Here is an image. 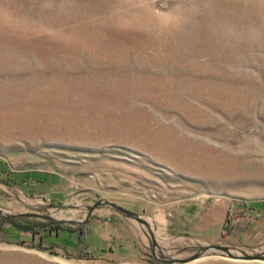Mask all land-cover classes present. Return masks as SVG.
Here are the masks:
<instances>
[{
    "label": "rangeland",
    "instance_id": "1",
    "mask_svg": "<svg viewBox=\"0 0 264 264\" xmlns=\"http://www.w3.org/2000/svg\"><path fill=\"white\" fill-rule=\"evenodd\" d=\"M263 202L264 0H0V264H264Z\"/></svg>",
    "mask_w": 264,
    "mask_h": 264
},
{
    "label": "trees",
    "instance_id": "2",
    "mask_svg": "<svg viewBox=\"0 0 264 264\" xmlns=\"http://www.w3.org/2000/svg\"><path fill=\"white\" fill-rule=\"evenodd\" d=\"M264 203V202H263ZM254 208V207H253ZM2 221V220H1ZM5 222H11L13 225H15L17 228H19V229H25V230H27V231H30L31 233H39L40 231V229L41 228H47L48 226H51L52 224L51 223H49L48 221H41V222H29V223H17V222H15V221H11V220H7V219H5L4 220ZM80 228H81V230L79 231V234H80V238H82V239H86V231H85V228L83 227V226H80ZM67 230H69V231H75V229H69V228H66ZM32 246H37L38 248H41V247H43V245L42 244H38V245H34V243H32Z\"/></svg>",
    "mask_w": 264,
    "mask_h": 264
},
{
    "label": "crops",
    "instance_id": "3",
    "mask_svg": "<svg viewBox=\"0 0 264 264\" xmlns=\"http://www.w3.org/2000/svg\"><path fill=\"white\" fill-rule=\"evenodd\" d=\"M105 223V222H104ZM91 225V226H90ZM87 228L89 229L88 231H87ZM85 231L87 232L86 233V239H85V242H88V241H90L91 240V242H94V244H96L98 247H102V246H104V244L105 243H107V241H108V239H107V241L106 242H103V241H101V243H100V239H97V237H96V235H95V231H94V229H93V227H92V224L90 223V224H87L86 226H85ZM108 237V236H107ZM86 244V243H85ZM87 249H89L88 247H89V245L87 244L86 246H85ZM84 247V248H85ZM90 250V249H89Z\"/></svg>",
    "mask_w": 264,
    "mask_h": 264
},
{
    "label": "water",
    "instance_id": "4",
    "mask_svg": "<svg viewBox=\"0 0 264 264\" xmlns=\"http://www.w3.org/2000/svg\"><path fill=\"white\" fill-rule=\"evenodd\" d=\"M116 208H118L119 210H122V211H124V212H126V213H129L130 211L128 210V209H126V208H124V207H122V206H120V205H114ZM258 257H261V255H259Z\"/></svg>",
    "mask_w": 264,
    "mask_h": 264
}]
</instances>
